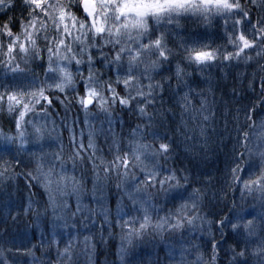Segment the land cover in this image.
I'll use <instances>...</instances> for the list:
<instances>
[{
    "label": "trees",
    "instance_id": "1",
    "mask_svg": "<svg viewBox=\"0 0 264 264\" xmlns=\"http://www.w3.org/2000/svg\"><path fill=\"white\" fill-rule=\"evenodd\" d=\"M46 1L0 0V264H264V0L96 34Z\"/></svg>",
    "mask_w": 264,
    "mask_h": 264
},
{
    "label": "rangeland",
    "instance_id": "2",
    "mask_svg": "<svg viewBox=\"0 0 264 264\" xmlns=\"http://www.w3.org/2000/svg\"><path fill=\"white\" fill-rule=\"evenodd\" d=\"M30 5L35 6L38 4V6L44 2H47L46 0H26ZM51 1V0H50ZM71 1V0H69ZM96 3L95 10L89 14V17L82 21L80 24L76 27V33L79 34L82 31H91L93 34L101 33L104 31L105 23L103 21V18L106 13H115L117 15L116 19H134V21L139 24L138 26H144L146 19L148 17H153L154 20L157 21L158 17L161 16L164 12L165 13H175V15L171 14L172 16H178L179 13H182V6L184 7H191L194 8L193 10H197L198 4L200 5H209L211 4H220L221 0H94ZM197 1H199L197 3ZM205 2V3H204ZM203 3V4H201ZM197 7V8H196ZM202 8V7H201ZM206 10V7L202 8V11ZM62 17H70L71 15L67 13L66 10L61 9L58 12ZM70 15V16H68ZM169 15V14H168ZM83 46L81 47V49ZM79 61H75L73 66V69L75 72L80 71V65ZM31 78H23L24 80H28L30 84L32 85H39V83H44L46 87L51 86H61V84H70L71 77L73 73H70V67L68 65V61L63 58H58L54 64L48 67H44L43 71L41 73L40 78H35L31 74H29ZM92 96V95H90ZM93 106V105H92ZM98 106H101V101H98ZM58 183L60 187L58 188V192H61L62 190H66L64 183L65 179L60 178L58 179ZM77 214H79V211H77ZM142 228V227H140ZM138 228L137 230H139ZM82 231H84V228H81ZM89 239H87L86 242L81 241V244L85 246V250H90L88 253L92 252V245L90 242H88ZM181 250V248H180ZM119 254L121 255V258L128 257L129 252H127L124 248L118 250ZM182 252V251H181ZM186 255V253H184ZM180 264V263H178ZM185 264H190L185 262ZM194 264V263H191Z\"/></svg>",
    "mask_w": 264,
    "mask_h": 264
},
{
    "label": "bare ground",
    "instance_id": "3",
    "mask_svg": "<svg viewBox=\"0 0 264 264\" xmlns=\"http://www.w3.org/2000/svg\"><path fill=\"white\" fill-rule=\"evenodd\" d=\"M85 97V96H84ZM84 97L82 98V105H83V107L84 108H86V109H88V108H90V107H92V106H90V107H85L84 106ZM92 99H93V104L92 105H94V103H95V99L92 97ZM80 217H76V216H74V215H70V216H68V219L64 222L65 223V225H64V227L66 228V229H68L70 232L71 231H74L75 229H76V226H82L83 224H84V220H81V219H79ZM116 235V237H119V235H117V234H115ZM54 238L55 239H58V238H62L58 233H55L54 234ZM97 240L101 243V244H105V243H110L111 242V240H112V234H111V232H107V234H105V235H103V233L102 232H99L98 234H97ZM81 246L82 247H78V250H81L82 248H85V246L84 245H82L81 244ZM213 249V248H212ZM211 249V251H212V254L214 253L213 252V250ZM210 253V252H209Z\"/></svg>",
    "mask_w": 264,
    "mask_h": 264
},
{
    "label": "water",
    "instance_id": "4",
    "mask_svg": "<svg viewBox=\"0 0 264 264\" xmlns=\"http://www.w3.org/2000/svg\"><path fill=\"white\" fill-rule=\"evenodd\" d=\"M81 5L86 14H90L95 10V1L94 0H81ZM93 104V99L90 96L84 97V106L90 107Z\"/></svg>",
    "mask_w": 264,
    "mask_h": 264
},
{
    "label": "flooded vegetation",
    "instance_id": "5",
    "mask_svg": "<svg viewBox=\"0 0 264 264\" xmlns=\"http://www.w3.org/2000/svg\"><path fill=\"white\" fill-rule=\"evenodd\" d=\"M79 5H80V4H79ZM80 8H82L81 5H80ZM81 12H82L81 15L85 16V14L83 13V10H82V9H81ZM86 17H87V16H86Z\"/></svg>",
    "mask_w": 264,
    "mask_h": 264
}]
</instances>
